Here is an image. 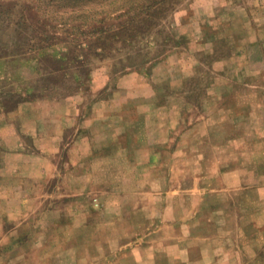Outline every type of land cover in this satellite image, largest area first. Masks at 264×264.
<instances>
[{"label": "rangeland", "instance_id": "obj_1", "mask_svg": "<svg viewBox=\"0 0 264 264\" xmlns=\"http://www.w3.org/2000/svg\"><path fill=\"white\" fill-rule=\"evenodd\" d=\"M0 264H264V0H0Z\"/></svg>", "mask_w": 264, "mask_h": 264}]
</instances>
